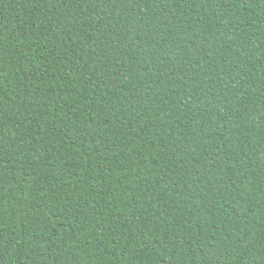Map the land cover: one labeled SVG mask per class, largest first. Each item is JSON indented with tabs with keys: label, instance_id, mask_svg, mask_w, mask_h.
Listing matches in <instances>:
<instances>
[{
	"label": "trees",
	"instance_id": "obj_1",
	"mask_svg": "<svg viewBox=\"0 0 264 264\" xmlns=\"http://www.w3.org/2000/svg\"><path fill=\"white\" fill-rule=\"evenodd\" d=\"M0 264H264V0H0Z\"/></svg>",
	"mask_w": 264,
	"mask_h": 264
}]
</instances>
